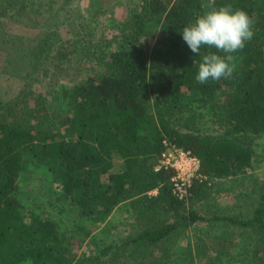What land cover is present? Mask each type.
<instances>
[{
  "label": "trees",
  "instance_id": "trees-1",
  "mask_svg": "<svg viewBox=\"0 0 264 264\" xmlns=\"http://www.w3.org/2000/svg\"><path fill=\"white\" fill-rule=\"evenodd\" d=\"M127 1L134 10L121 22L130 33L123 39L137 45L113 48L105 32L93 38L78 0H0V57L14 61L10 73L21 83L0 98V264H264V182L245 211L208 206L264 159V0H217L253 18L254 36L232 54V78L205 84L195 79L202 56L182 30L206 0ZM8 20L24 30L5 36ZM65 25L78 37L50 44ZM165 141L201 160L205 179L182 199L172 193V172L154 169ZM26 158L60 185L77 213L73 228L20 200ZM116 213L125 215L113 242L101 244L110 235L102 230L91 253L76 257L88 226ZM202 224L209 240L190 233ZM233 228L255 237L240 259Z\"/></svg>",
  "mask_w": 264,
  "mask_h": 264
},
{
  "label": "rangeland",
  "instance_id": "rangeland-1",
  "mask_svg": "<svg viewBox=\"0 0 264 264\" xmlns=\"http://www.w3.org/2000/svg\"><path fill=\"white\" fill-rule=\"evenodd\" d=\"M78 2L81 5L82 15L85 16L83 18H88V21L90 22V28L95 27L96 33H94V39L98 40L97 38L101 36L100 39L102 40V35L104 34L103 32H105L104 35L106 40H110V44L113 48L137 45V40L133 39L131 35H129L127 39H123L124 36L130 33H128L129 30L126 29L127 25H124V29L121 23L123 20L127 19L128 15L134 10L133 4H130L127 0H78ZM110 16H112V19L114 20L115 18L119 20V29H116L115 26L110 22L108 23L106 18H109ZM31 22L32 21H29V23ZM27 26L25 25V27ZM22 30H24V27L20 25L18 21L8 20V23L5 25V36L21 33ZM87 30H89V28L85 29L84 31L87 32ZM76 31L77 30H75V28H73L71 25L62 26L50 39V44L53 45L58 41H64L70 38V36L77 38L78 32ZM158 31L159 25L155 24L153 32L154 35H156L152 39L147 37L146 45L149 41H154L155 37L158 35ZM13 62L14 61L5 63V60L2 61L0 57V70H2V73L0 74V77H2L0 80V98L10 97L11 93L17 92L21 85L20 81L14 79L10 73L12 71V66L14 65ZM5 72H9V74ZM257 150L259 154H263L264 156V135L261 136L258 141ZM40 168V162L37 160L32 158L25 159L23 163V171L19 180L18 196H20V200L24 204H28L27 207L30 206L34 208L33 210L36 213L43 212V215L51 214L60 222L67 221V223H71L70 227L73 228L77 213H74V210L72 211V207H66L68 204H66L64 199L65 197L61 196L60 185L53 181L49 173L40 170ZM262 182H264V159L258 160L254 166L244 175V177L239 179L236 183H234V185L228 187V189L236 187L239 190L238 192L234 193L227 189L226 192L213 196L208 206L213 210L216 209L221 212L225 211L227 214L237 211H245L249 207L248 205H250L251 196H254L252 193L253 190H256L258 183L260 184ZM239 201L244 202L245 205L242 203V205L238 207V204H240ZM64 208L65 210L62 212ZM70 209L71 211H69ZM124 215L125 214L118 216L116 213L112 219L109 218L96 221L94 224L89 225L87 230H90L91 235L86 240L82 241L81 245L75 250L77 255L76 257L80 255L88 256L91 253V250L93 249L92 236L94 235L95 237H99L98 235L102 232V230H104V233H109L110 235H105L107 237L101 240V244L108 242L109 237L116 234L114 230V228H116L115 221H118V219L120 221ZM126 225L125 226L127 230L130 229L132 226V220H127ZM233 230L237 236V238H235V252L238 253L234 254V256L240 259L241 255H243V252H246L250 249V242L251 247L254 245L255 237L254 234L249 232V230L241 228H233ZM212 232L213 231L210 230L206 224H202L201 226L193 228L190 231L192 236L196 233L201 237H205L207 240H209V237L212 236ZM110 242L113 241H109V243ZM235 264H239V262H236Z\"/></svg>",
  "mask_w": 264,
  "mask_h": 264
},
{
  "label": "clouds",
  "instance_id": "clouds-1",
  "mask_svg": "<svg viewBox=\"0 0 264 264\" xmlns=\"http://www.w3.org/2000/svg\"><path fill=\"white\" fill-rule=\"evenodd\" d=\"M203 8L182 30L191 52L202 56L195 77L200 84L232 78L236 70L232 54L242 50L254 36V20L244 10L233 9L230 4L218 5L217 0H206ZM205 47L208 51L202 54Z\"/></svg>",
  "mask_w": 264,
  "mask_h": 264
},
{
  "label": "built area",
  "instance_id": "built-area-1",
  "mask_svg": "<svg viewBox=\"0 0 264 264\" xmlns=\"http://www.w3.org/2000/svg\"><path fill=\"white\" fill-rule=\"evenodd\" d=\"M166 148L162 152L159 162L155 165V171L164 169L171 171L170 177L172 193L177 198H184L188 195L189 188L193 182L205 179V175L201 172V160L190 150H184L175 145H170L164 142ZM157 190L149 192L150 195H155Z\"/></svg>",
  "mask_w": 264,
  "mask_h": 264
}]
</instances>
